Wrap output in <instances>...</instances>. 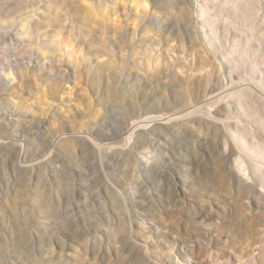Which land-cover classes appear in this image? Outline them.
Masks as SVG:
<instances>
[{
    "label": "rangeland",
    "instance_id": "374dc122",
    "mask_svg": "<svg viewBox=\"0 0 264 264\" xmlns=\"http://www.w3.org/2000/svg\"><path fill=\"white\" fill-rule=\"evenodd\" d=\"M240 136L264 0H0V264H264Z\"/></svg>",
    "mask_w": 264,
    "mask_h": 264
},
{
    "label": "bare ground",
    "instance_id": "6f19581e",
    "mask_svg": "<svg viewBox=\"0 0 264 264\" xmlns=\"http://www.w3.org/2000/svg\"><path fill=\"white\" fill-rule=\"evenodd\" d=\"M243 56L245 57H248V56H252L251 54H249L248 52H243ZM252 67H255V64H252ZM153 120V119H152ZM146 122V121H145ZM237 142L239 143H242L246 148H248V150H250L256 157L258 158H262L261 161H264V153L262 151V148H252V147H249L248 145V142L247 140L243 137V136H240L239 137V141L237 139ZM262 164L260 163H255L251 170L253 172V174H260V176H262ZM246 168L243 170L245 175H247V172H246Z\"/></svg>",
    "mask_w": 264,
    "mask_h": 264
}]
</instances>
